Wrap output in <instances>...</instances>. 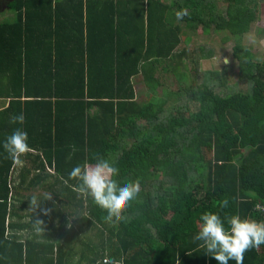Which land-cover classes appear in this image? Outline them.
Returning <instances> with one entry per match:
<instances>
[{
  "label": "trees",
  "instance_id": "16d2710c",
  "mask_svg": "<svg viewBox=\"0 0 264 264\" xmlns=\"http://www.w3.org/2000/svg\"><path fill=\"white\" fill-rule=\"evenodd\" d=\"M220 1L225 3L222 12L217 8ZM259 1L170 0L166 4L162 0H97L96 6L90 1L93 8L86 3L85 10L96 17L90 27L86 24L84 37L78 23L75 41L69 46L51 42L58 58L47 78L48 88L21 107L18 102L12 116L23 112L25 122L10 123V132L0 134V139L4 141L21 127L28 134L29 148L41 151L52 172L36 176L42 183L39 195L50 192L60 206L54 203L49 211L63 220L56 230L67 225L70 238L75 235L81 244L86 241L88 255L85 251L80 254L86 258L84 264H107L109 260L117 264H217L200 247L201 242L193 240L201 213L211 211L221 218L239 213L242 218L264 221V53L261 60H254L249 47L238 39L258 19ZM23 5L38 9L30 1ZM41 9L53 8L49 0H43ZM58 9L56 5L54 14ZM165 9H173L170 27L166 26ZM183 9L187 14L178 21L186 22L190 31L199 26L204 34L211 27L235 38L230 56L236 60L238 80L245 89L216 91L209 81L223 85L222 75H226L216 70H203L198 83L177 91L162 88L157 72L167 70L166 63L184 52L183 47L175 51L181 41L175 14ZM45 17L49 15L43 20ZM182 41L185 44L187 38ZM68 52L70 59L72 54L75 58L74 67L69 64L74 72L62 78ZM197 55L207 58L211 51L198 47ZM136 74L150 92L142 100L135 98L132 87L131 77ZM171 95L174 99L166 105ZM6 112L0 110V114ZM94 153L119 169L114 179L121 186L140 181L139 195L118 223L105 222L106 212L80 195L76 190L79 181L69 177L75 165L94 162ZM12 164L0 148V247L8 249L22 246L13 236L3 235L8 193L19 191L15 190L19 187L8 186ZM225 198L229 207L222 209L219 201ZM85 229L91 230L88 236L76 233ZM58 241L56 261L49 257L44 264H64L65 241L61 237ZM39 245L43 252L53 248L50 241L25 240L20 257L5 251L14 261L9 263L2 254L0 264H20L21 260L35 264L30 257ZM243 264H264V245L246 252Z\"/></svg>",
  "mask_w": 264,
  "mask_h": 264
},
{
  "label": "crops",
  "instance_id": "0c3cea01",
  "mask_svg": "<svg viewBox=\"0 0 264 264\" xmlns=\"http://www.w3.org/2000/svg\"><path fill=\"white\" fill-rule=\"evenodd\" d=\"M25 1L26 2H24V0H12L8 5L6 4V6H1L0 8V13H5L3 18L0 19V110L7 109L6 113L0 114L1 135H4L5 131L10 132L12 111L14 112L19 108L18 102L21 103V107L22 102L38 99V97H40L39 95L48 88L49 85L47 78H49V75L53 71L55 64L54 60L58 58V56H56L58 55V52L57 54L54 53L51 48V42L52 44L55 42L69 46L70 43L75 41L73 32L74 29H76L77 24L79 23L82 25L84 37V28L86 27V24L89 23L90 27L96 17H93L94 14H87L85 7L86 3H89L91 8H93L90 1L93 6H96L95 1L97 0H49L53 9H41L43 0ZM29 1L38 9H29V7L23 5V3H28ZM113 1L121 2L123 0ZM162 1L166 4L170 3V0ZM11 4H13V6H11ZM56 5L59 9L56 14H54V7ZM65 7L67 9H63ZM97 8H100V6L97 5ZM165 10V14H167L166 26L170 27V14L173 9ZM48 15L49 18L45 17V20H43V16ZM162 20H164V16ZM180 22L181 21H178L177 19L175 20L176 24H179ZM184 23L186 25V22ZM67 54V60L69 63H67L66 69L62 71V78H68L74 72L73 69L69 68L70 63L72 68L74 67L72 62L75 59L74 55L71 53L72 56L70 59V53L68 52ZM58 75L60 77V72ZM133 79L134 76L131 77V81L133 90L135 91ZM148 95H150V92H148L147 96ZM135 98H137L136 92ZM93 111V107L89 109L90 113H93ZM28 126V130L32 131V126ZM34 133H36L35 128ZM3 142L4 141L0 139V143L3 144ZM0 148H3V145H1ZM29 149L30 150L21 157L22 164H12L11 167L8 186L10 184L11 187L13 185L14 188L19 187L15 190H19L20 192L16 191L12 193V191H10L8 193L3 231L4 237L13 236L22 244V246H16L12 249L2 246L0 247V257L2 254L7 255L5 251H7L8 254L10 253L12 257L15 255L19 256V254L25 252V246H23L25 240H31L33 243L39 244L50 241L53 243V248L51 250L43 252L42 246L39 245L33 249L35 255L31 256L30 260L35 258V264H44V262L49 260L48 258L50 257L51 262H55L57 259L55 243L59 242L58 238L61 237L65 241L62 247L63 255L61 256L64 264H84L86 258L85 256H80V254L82 251H85L84 254L88 255L87 249L84 245L86 241H83L81 244L79 240L77 241L75 235L73 238H70L67 234V225L62 230H56L58 224L51 226L50 229L47 228V223L51 222H47L46 218L53 216L49 211L52 210L50 206L55 203V201L53 202L54 198L51 200H42L43 202L41 201L39 207L35 211H29V199L33 194H40L38 185L42 183H39L40 180L35 179L36 176L38 173L52 172L45 162L41 151L31 148ZM42 166L44 171L42 170ZM19 179L22 181L20 185ZM23 188L25 190L21 191L20 189ZM55 205H58V203H55ZM42 206L45 207L44 211L49 210L47 215L44 214L43 210L40 211ZM37 219L44 222V233H37L34 230L33 223ZM62 221L57 219L56 222L60 223ZM67 221L71 223L70 218H68ZM76 233L79 234V236L81 234L80 231H77ZM71 242H78V252L75 251L74 245H71ZM36 253L37 255L40 254V256H36ZM42 253H44V255ZM73 257L76 258L73 259ZM6 258L9 263L14 261H11V258L8 255ZM24 263L25 261L21 260L20 264Z\"/></svg>",
  "mask_w": 264,
  "mask_h": 264
},
{
  "label": "clouds",
  "instance_id": "9594fccd",
  "mask_svg": "<svg viewBox=\"0 0 264 264\" xmlns=\"http://www.w3.org/2000/svg\"><path fill=\"white\" fill-rule=\"evenodd\" d=\"M186 14L179 11L175 15L177 20H182ZM224 63H228L227 58ZM24 122L23 112L10 119L12 124L23 125ZM3 148L13 164L21 165V157L30 150L27 132L21 127L15 128L5 138ZM91 159L94 162L86 160L75 165L69 172V177L79 181L76 190L80 195L91 198L96 206L106 212L103 217L105 222L118 223L125 219L122 213L139 195L140 181L137 179L121 186L114 179L119 174V169L113 162L95 153ZM51 199L50 192L43 195L33 194L29 199V211H35L42 200ZM219 206L222 209L228 208L229 200L225 198L219 201ZM48 211L45 210L44 214L47 215ZM199 219L198 232L193 236V240L201 242L200 247L204 248L206 254L217 264H229L230 260H234L235 264H243L246 252L264 245V221L242 218L239 213L221 218L211 211H204ZM33 228L37 233H44V222L40 219L35 220ZM107 264L117 262L109 260Z\"/></svg>",
  "mask_w": 264,
  "mask_h": 264
},
{
  "label": "rangeland",
  "instance_id": "374dc122",
  "mask_svg": "<svg viewBox=\"0 0 264 264\" xmlns=\"http://www.w3.org/2000/svg\"><path fill=\"white\" fill-rule=\"evenodd\" d=\"M224 2H218L217 8L220 9V12L223 11ZM257 16L258 19L252 22L249 26L247 32L238 36L239 43L249 47L250 52L253 55L254 60H261L264 53V30L261 27H264V0H260L258 3ZM182 11H186L183 9ZM5 13H0V19L3 18ZM187 25V24H186ZM184 22H180L179 26L181 28L180 34V43L178 44L175 51L184 48L183 54L180 58H171L170 61L166 63V69L163 72H157V75L160 77V83L163 89L166 91L174 92L177 89L185 87L186 85H193L198 83L203 77V70H216L219 73H226L222 75L224 79L223 85H216L214 80H210L213 88L218 92H231L236 89H245L244 82H240L237 76V64L236 60L230 56L231 47L233 45L234 37L229 35L226 31H217L211 27L204 34L200 32V27L197 26L195 31H190V28L186 26ZM187 38V42L183 44V39ZM198 47L209 48L211 51V56L207 58H197L198 57ZM225 58H227L228 63H224ZM197 60L196 63L194 60ZM195 69V71H194ZM224 69V70H223ZM182 73L183 75L178 76L177 73ZM176 74V76H175ZM184 77V79H183ZM133 84L135 85V92L137 93V100H142V98L147 96L148 90L141 79L140 75L134 76ZM160 85L156 88L158 93L160 90ZM174 95L169 97V100L166 101V105H169L173 101ZM181 102L183 99H181ZM184 101V100H183ZM174 102L172 104H176ZM178 104H181L180 101ZM189 107L193 108L194 104L189 103ZM62 204V203H61ZM60 207L59 205H55ZM45 207H41L40 211H44ZM53 209H55L53 207ZM48 224V229L51 226L59 224L56 219V216L46 218ZM91 230H83L80 235L88 236ZM95 238H93L94 240ZM68 242V241H67ZM71 245H74L75 251L78 252V242H71ZM77 256V255H76ZM76 257H73L75 259Z\"/></svg>",
  "mask_w": 264,
  "mask_h": 264
},
{
  "label": "flooded vegetation",
  "instance_id": "af4514ba",
  "mask_svg": "<svg viewBox=\"0 0 264 264\" xmlns=\"http://www.w3.org/2000/svg\"><path fill=\"white\" fill-rule=\"evenodd\" d=\"M11 1L12 0H0V8H1V6H6V4L8 5V3Z\"/></svg>",
  "mask_w": 264,
  "mask_h": 264
},
{
  "label": "built area",
  "instance_id": "2783aa9c",
  "mask_svg": "<svg viewBox=\"0 0 264 264\" xmlns=\"http://www.w3.org/2000/svg\"><path fill=\"white\" fill-rule=\"evenodd\" d=\"M263 210V208H261Z\"/></svg>",
  "mask_w": 264,
  "mask_h": 264
}]
</instances>
